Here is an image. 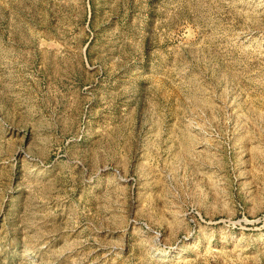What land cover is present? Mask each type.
<instances>
[{
    "label": "rangeland",
    "instance_id": "374dc122",
    "mask_svg": "<svg viewBox=\"0 0 264 264\" xmlns=\"http://www.w3.org/2000/svg\"><path fill=\"white\" fill-rule=\"evenodd\" d=\"M0 264H264V0H0Z\"/></svg>",
    "mask_w": 264,
    "mask_h": 264
},
{
    "label": "bare ground",
    "instance_id": "6f19581e",
    "mask_svg": "<svg viewBox=\"0 0 264 264\" xmlns=\"http://www.w3.org/2000/svg\"><path fill=\"white\" fill-rule=\"evenodd\" d=\"M165 251V250H164Z\"/></svg>",
    "mask_w": 264,
    "mask_h": 264
}]
</instances>
